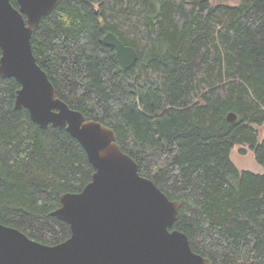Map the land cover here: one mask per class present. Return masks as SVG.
I'll use <instances>...</instances> for the list:
<instances>
[{
  "label": "trees",
  "instance_id": "16d2710c",
  "mask_svg": "<svg viewBox=\"0 0 264 264\" xmlns=\"http://www.w3.org/2000/svg\"><path fill=\"white\" fill-rule=\"evenodd\" d=\"M110 31L137 50L130 68L104 43ZM32 47L57 95L113 128L140 174L181 201L173 228L195 252L264 264V172L231 159L245 144L264 167V0H60ZM19 88L0 75V223L55 245L72 234L53 214L61 195L95 170L69 131L15 108Z\"/></svg>",
  "mask_w": 264,
  "mask_h": 264
},
{
  "label": "water",
  "instance_id": "95a60500",
  "mask_svg": "<svg viewBox=\"0 0 264 264\" xmlns=\"http://www.w3.org/2000/svg\"><path fill=\"white\" fill-rule=\"evenodd\" d=\"M17 2L18 7L0 0V75L20 83L15 108H26L41 127L69 131L87 151L95 171L82 191L63 193L61 206L53 211L69 223L68 239L45 244L0 223V264H212L193 250L185 232L173 228L181 201L170 199L140 174L113 128L60 98L37 62L33 33L60 0ZM103 41L116 49L123 68L137 61V50L114 32L106 33ZM228 120H237V114L230 112Z\"/></svg>",
  "mask_w": 264,
  "mask_h": 264
},
{
  "label": "rangeland",
  "instance_id": "374dc122",
  "mask_svg": "<svg viewBox=\"0 0 264 264\" xmlns=\"http://www.w3.org/2000/svg\"><path fill=\"white\" fill-rule=\"evenodd\" d=\"M213 3L236 4L239 0H211ZM261 135L264 132V125L259 127ZM231 159L240 170H249L255 173H263L264 167L258 162L255 152L248 145L237 144L231 151Z\"/></svg>",
  "mask_w": 264,
  "mask_h": 264
}]
</instances>
